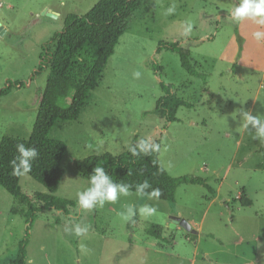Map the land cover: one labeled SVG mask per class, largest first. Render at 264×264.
Returning a JSON list of instances; mask_svg holds the SVG:
<instances>
[{
  "label": "rangeland",
  "instance_id": "rangeland-1",
  "mask_svg": "<svg viewBox=\"0 0 264 264\" xmlns=\"http://www.w3.org/2000/svg\"><path fill=\"white\" fill-rule=\"evenodd\" d=\"M98 1L0 0V90L23 84L0 97V139H29L48 75L47 69L38 72L42 47L61 31L66 16L84 15ZM171 2L147 0L128 21L78 117L57 121L50 130L49 139L66 146L54 196L74 205L66 213H33L28 225L27 206L0 188V264H11L26 233L25 264H264V152L258 153L264 140L254 138L251 126L243 129L239 115L264 114V42L252 39L251 22L227 19L234 0H177L176 13L165 16ZM159 44L188 50L192 67L205 79L190 76L177 54L157 52ZM161 83L193 105L178 109V122L153 114L163 96ZM141 139L159 145L155 159L170 176L202 178L214 198L202 186L181 184L173 203L133 195L80 209L77 193L88 181L74 162L107 153L117 157ZM19 186L28 195L47 194L26 174ZM242 193L249 207L241 205ZM128 204H148L157 213L126 222L120 214ZM41 206L33 200V208ZM177 217L199 233L185 232L173 222ZM77 224L88 232L77 237L66 231Z\"/></svg>",
  "mask_w": 264,
  "mask_h": 264
},
{
  "label": "trees",
  "instance_id": "trees-1",
  "mask_svg": "<svg viewBox=\"0 0 264 264\" xmlns=\"http://www.w3.org/2000/svg\"><path fill=\"white\" fill-rule=\"evenodd\" d=\"M147 0H99L86 14L68 15L63 28L56 32L49 42L42 47L39 58V71L48 70L46 85L38 107L37 115L29 139L1 137L0 139V188L15 201L25 204L28 225L32 214L43 210H55L66 213L73 202L54 196L63 177L61 162L65 156L64 143L49 139L48 135L57 121H74L84 106L88 95L97 86L109 58L113 55L118 40L127 29L131 17L146 6ZM166 50L179 56L182 68L196 79H205L197 73L190 63V52L176 44H159L157 52ZM157 71V69H155ZM37 73L34 74L36 76ZM23 84H9L0 90V97L7 95L13 87ZM163 96L158 99L153 114L167 123L178 122L176 117L180 108H193V105L176 96L173 86L161 83ZM134 140L130 146L137 144ZM35 148L39 155L32 161L28 175L42 185L47 194H25L20 186L21 176L13 175L11 161L18 155L17 145ZM129 146V147H130ZM128 149L115 157L110 154L91 156L82 161H75L74 166L79 176L88 181L95 167H103L114 182L128 183L133 186L148 180L152 188H158L161 196L156 199L173 203L179 185L202 186L214 198L216 192L202 178L183 176L174 178L156 161L155 152L133 156ZM264 152V146L258 153ZM152 188L145 191H151ZM132 191H135L133 187ZM147 197V196H144ZM36 199L41 207L33 208ZM207 201L210 199L207 197ZM243 207L251 202L241 194L239 199ZM136 221V218L134 219ZM147 234L159 239L156 232ZM30 235L26 233L19 242L17 253L11 264H25L26 247Z\"/></svg>",
  "mask_w": 264,
  "mask_h": 264
},
{
  "label": "clouds",
  "instance_id": "clouds-1",
  "mask_svg": "<svg viewBox=\"0 0 264 264\" xmlns=\"http://www.w3.org/2000/svg\"><path fill=\"white\" fill-rule=\"evenodd\" d=\"M177 0H172L169 7L164 11V15H173L177 10ZM227 19L235 24L244 21L251 22L255 30L251 32L252 39L260 44L264 42V0H234L231 7L227 10ZM191 30V24H188L186 32ZM134 77L139 78L140 73H133ZM239 115L243 118V129H255V137L264 140V114L252 115L250 111L240 110ZM159 145L146 139H141L136 145L130 146L129 151L133 156L141 154L147 155L151 151H158ZM18 155L10 163L13 169V175L21 176L29 173L32 168V161L35 160L39 153L33 147H25L24 144L17 145ZM135 188L133 192L132 189ZM152 188L148 180L136 184L135 186L114 182L111 176L106 173L103 167H95L88 178V187L77 193V203L82 210L92 211L96 207H104L105 203H116L121 197H144L149 199H158L161 192L158 188L145 191ZM157 213V209L148 204L136 208L133 204H128L126 209L121 212V216L126 222H134L135 217L139 214L144 218H149ZM87 225H75L66 231L73 232L75 236L80 237L88 232ZM83 248V246H81Z\"/></svg>",
  "mask_w": 264,
  "mask_h": 264
},
{
  "label": "water",
  "instance_id": "water-1",
  "mask_svg": "<svg viewBox=\"0 0 264 264\" xmlns=\"http://www.w3.org/2000/svg\"><path fill=\"white\" fill-rule=\"evenodd\" d=\"M42 14L47 15L51 18H56L58 16V14L51 12V11H48V10H44ZM3 33H4V30H3L2 26H0V34H3ZM172 220H173V222L178 224L185 232L190 233L192 235H196L197 232L191 228L190 224L187 221L182 220L178 217L173 218Z\"/></svg>",
  "mask_w": 264,
  "mask_h": 264
},
{
  "label": "crops",
  "instance_id": "crops-1",
  "mask_svg": "<svg viewBox=\"0 0 264 264\" xmlns=\"http://www.w3.org/2000/svg\"><path fill=\"white\" fill-rule=\"evenodd\" d=\"M199 233V232H198ZM198 233H196V234H198ZM195 255H197V252L195 251Z\"/></svg>",
  "mask_w": 264,
  "mask_h": 264
}]
</instances>
